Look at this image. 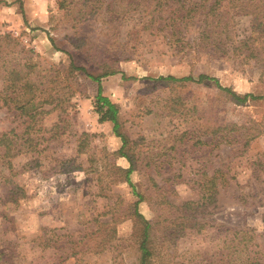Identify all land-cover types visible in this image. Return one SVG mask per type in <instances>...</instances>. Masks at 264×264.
Returning a JSON list of instances; mask_svg holds the SVG:
<instances>
[{
    "label": "rangeland",
    "instance_id": "rangeland-1",
    "mask_svg": "<svg viewBox=\"0 0 264 264\" xmlns=\"http://www.w3.org/2000/svg\"><path fill=\"white\" fill-rule=\"evenodd\" d=\"M242 9L264 0H0V264H140L136 203L152 264L243 260L233 239L264 262V33ZM8 61L57 98L32 123L4 105ZM72 61L115 72L101 85L126 146ZM201 75L263 98L157 80Z\"/></svg>",
    "mask_w": 264,
    "mask_h": 264
},
{
    "label": "trees",
    "instance_id": "trees-1",
    "mask_svg": "<svg viewBox=\"0 0 264 264\" xmlns=\"http://www.w3.org/2000/svg\"><path fill=\"white\" fill-rule=\"evenodd\" d=\"M194 11L188 10L187 16L189 14L193 13ZM251 11H245V9H242L240 11H234L233 13L238 15H248L252 14L254 16V21L256 22L257 28L260 30L261 33H264V12L262 15H256L255 13H250ZM225 14H231L230 12H218L216 9L212 8L209 12L205 13L206 20H209V18L214 15L216 16L215 19H218L219 21L216 23V28L218 29L219 26H221L223 23L225 24V27L227 28V25L229 23V19H225ZM254 14V15H253ZM180 18V17H179ZM186 16L181 17V19L185 20ZM206 23V21H205ZM221 23V24H220ZM210 25H214L212 22ZM206 31V29L204 28ZM6 70L7 74L5 77V80L7 82L6 87L3 90V93H6L5 97L3 98L4 105L8 106H14V108L17 111H20L22 114L26 115V117L29 119L30 123H32L35 118L38 115H41L43 113H46L44 110H42V107L45 104H51V102H55L57 98L52 93V91L48 92L45 90H41L40 86L37 85L36 82H32L30 79H23L21 77L22 71L19 70L17 65L12 64V62L8 61L3 64L5 68V64H7ZM76 71H83L85 72L88 77H90L94 82L99 84L98 87V94L96 96V108L97 113L100 115V122H111L114 125V133L117 137L121 138L123 141V146H126L127 139L124 137L120 132V121H119V109L116 104H114L108 97L103 95V88L101 85V80L104 77L114 75L115 72L107 73L102 76H93L91 74H88L86 69L82 67H78L75 62L72 61L71 66L69 68V73L73 74ZM158 81L162 82H172V83H187V82H193V83H205V82H215L218 88L227 94L231 95L233 99L238 104H245L249 100H258L262 99L263 97H257L252 94H245V95H239L234 90L230 88H225L220 85V82L216 78H211L206 75H201L198 79H195L193 77H185V78H176L173 76L168 77H159L157 79ZM42 93H46L47 97H40ZM57 108L54 107L48 112H52ZM41 110V111H39ZM47 112V113H48ZM2 142V141H0ZM133 172V166L131 165L130 168L126 171L127 173V180L131 184V181L129 179L131 173ZM216 177L214 176L212 180V186L216 187L215 182ZM138 203H136L135 208V220L139 225L140 228V241H139V250L141 252V258H140V264H152L153 257L155 255V249L153 248V241H152V232L153 227L152 223L148 221L141 213L138 211ZM253 230H247V229H238L236 230V235H243L244 237H247V235H253ZM236 237V236H235ZM235 239L231 240L230 243L232 245V248L235 249L236 253L243 252L246 257L242 260V258H235L233 257L230 259V261L227 264H238L239 261H241V264H264V262L261 261V259L256 258V252L254 251V246L250 245L249 241H246L243 249L240 251L239 247L234 246Z\"/></svg>",
    "mask_w": 264,
    "mask_h": 264
}]
</instances>
